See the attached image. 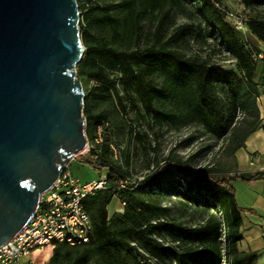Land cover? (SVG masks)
<instances>
[{
	"label": "trees",
	"instance_id": "16d2710c",
	"mask_svg": "<svg viewBox=\"0 0 264 264\" xmlns=\"http://www.w3.org/2000/svg\"><path fill=\"white\" fill-rule=\"evenodd\" d=\"M243 1L264 3V0ZM78 3L85 45L78 74L98 83L84 98L88 140L95 139L103 120L111 122L105 130L101 151L91 149L79 156L96 169L108 168L111 183L130 176L131 171L111 160L109 143L119 142L116 126L103 111L95 109L96 103L116 101L126 111L125 100L134 108H139V100L146 114L157 122L196 120L217 138L232 134L235 148L243 146L248 135L259 127V107L246 96L247 90L259 96L255 81L258 63L253 51L242 41L241 32L227 20L230 9L224 0H119L107 5L99 0H78ZM189 6L205 24L200 34L219 39L227 53L237 60L238 69L220 70L207 60L187 56L169 46L195 34V23L186 22L177 25L164 39L173 11ZM118 9L123 16L113 13ZM149 15L156 19L155 39L143 47L131 46L132 42L141 41L142 22ZM93 25L106 28L111 39L96 35L91 29ZM248 26L254 36L264 40V19H249ZM154 74L164 78L162 85L153 79ZM168 101L174 107H166ZM242 108H249L252 119L238 127ZM126 164L130 165L129 157ZM261 177L260 173L218 177L207 166L186 173L181 166L168 163L146 175L135 190L114 187L99 190L85 199L94 224L90 242L77 246L55 242L48 264H123V257L117 254L132 250L133 259L146 264H151V257L162 255L171 258L166 264H255L259 252L240 249L246 209L238 202L234 181L252 182ZM138 189L178 195L186 205L202 210L206 217L197 224L176 218L164 220L156 212L144 215L130 203L125 219L112 221L109 206L113 199L132 195ZM124 202L127 203L125 199ZM156 229L167 230L172 243L166 244L155 236Z\"/></svg>",
	"mask_w": 264,
	"mask_h": 264
},
{
	"label": "water",
	"instance_id": "95a60500",
	"mask_svg": "<svg viewBox=\"0 0 264 264\" xmlns=\"http://www.w3.org/2000/svg\"><path fill=\"white\" fill-rule=\"evenodd\" d=\"M78 0H0V248L88 146Z\"/></svg>",
	"mask_w": 264,
	"mask_h": 264
},
{
	"label": "rangeland",
	"instance_id": "374dc122",
	"mask_svg": "<svg viewBox=\"0 0 264 264\" xmlns=\"http://www.w3.org/2000/svg\"><path fill=\"white\" fill-rule=\"evenodd\" d=\"M103 5L115 3L119 0H99ZM227 7L235 12L243 13L248 19H264V3L246 4L243 0H224ZM191 6L183 9H175L171 14L166 26L165 38L170 35L174 28L182 23L194 22L197 26L195 34L187 40L178 44H169L170 47L180 50L187 56L197 57L209 62L213 67L220 70L238 69L237 60L232 58L225 48L220 44L219 39L201 35L200 30L205 28L201 18L196 17ZM113 13L123 16L118 10ZM97 14H100L97 11ZM81 18V10H80ZM156 19L149 15L143 22V35L139 43H131V46L141 47L150 44L154 39L156 30ZM92 31L99 37L111 39L110 33L104 27L93 25ZM242 41L254 53V58L258 63L255 81L258 84L259 96H255L250 90L247 95L252 103L264 93V58L257 55L264 51L259 47V40L248 31L246 35H240ZM126 45V44H125ZM124 46V45H120ZM153 79L160 85L164 83V78L154 74ZM83 83L85 94H90L98 84L96 80L85 75H79ZM226 96V95H225ZM226 98H228L226 96ZM127 110L119 108L116 101L111 103H96V110L103 111L104 115L112 119L116 126V139L124 147L123 165L130 169V176L136 180L154 172L159 167L173 163L181 166L186 173H192L204 166L209 167V172L218 177H229L236 170V163L233 156L234 143L232 134L224 138H217L212 135L206 127L196 120L186 122L167 120L162 123L157 122L152 115L146 114L141 102L138 100L139 108H134L128 100H125ZM252 105V104H251ZM166 107L172 108L174 104L170 101ZM251 108V106H250ZM252 119L249 108H242L238 115V127L245 125V122ZM87 150L83 152L86 154ZM81 156L70 163V168L76 176L83 181L97 179L106 173V169H96L92 165L82 162ZM127 157L130 165L126 164ZM124 199L127 203L124 202ZM144 215L151 212L158 213L162 219H179L189 224L200 223L206 214L193 205H186L182 197L174 194H157L142 189H138L132 195L124 198L115 197L109 206V215L112 221L118 223L125 219V212L129 204ZM155 236L162 238L166 244L172 243V237L167 230L156 229ZM123 257V264H146L133 259L135 252L122 251L117 254ZM171 260L167 255L151 257V264H166Z\"/></svg>",
	"mask_w": 264,
	"mask_h": 264
},
{
	"label": "built area",
	"instance_id": "2783aa9c",
	"mask_svg": "<svg viewBox=\"0 0 264 264\" xmlns=\"http://www.w3.org/2000/svg\"><path fill=\"white\" fill-rule=\"evenodd\" d=\"M227 20L243 35L250 31L248 17L243 13L230 10ZM264 58V53L257 55ZM111 126L109 120L99 125L94 140H88L87 153L91 149L100 152L104 143L105 130ZM110 158L118 165H123L124 147L120 142L111 141ZM69 163L61 172L53 186L42 194L35 214L18 234L0 248V264H22L23 258L34 250L55 242L72 246L90 242L94 234V224L88 212L85 199L102 189L135 190L139 180L131 176L116 183L108 180V168L101 177L83 181L74 174Z\"/></svg>",
	"mask_w": 264,
	"mask_h": 264
},
{
	"label": "crops",
	"instance_id": "0c3cea01",
	"mask_svg": "<svg viewBox=\"0 0 264 264\" xmlns=\"http://www.w3.org/2000/svg\"><path fill=\"white\" fill-rule=\"evenodd\" d=\"M258 40L259 47L264 51V40ZM258 107L260 125L248 135L243 146L233 148L236 170L231 176L255 173H260L262 176L252 182L237 179L234 181V186L239 204L246 209L240 249L257 250L259 256L255 264H264V93L258 98ZM54 246L55 244H48L34 250L23 258L22 264H48Z\"/></svg>",
	"mask_w": 264,
	"mask_h": 264
}]
</instances>
